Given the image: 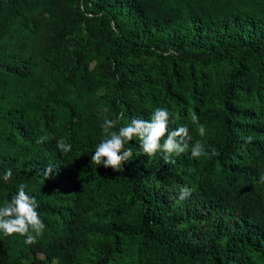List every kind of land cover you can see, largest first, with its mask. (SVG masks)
I'll use <instances>...</instances> for the list:
<instances>
[{"label": "trees", "instance_id": "obj_1", "mask_svg": "<svg viewBox=\"0 0 264 264\" xmlns=\"http://www.w3.org/2000/svg\"><path fill=\"white\" fill-rule=\"evenodd\" d=\"M149 1L160 19L135 0H70L71 24H82L83 37L69 45L64 76L48 83L26 64L0 62V207L24 184L46 225L34 245L0 232V264H149L153 256L168 264H264V0L236 7L206 0L202 10L193 0ZM101 41L94 76L97 87L111 86L103 96L107 111L99 139L86 138L82 147L95 151L105 138V117L122 114L118 130L150 119L162 102L170 105L169 131L187 127L190 146L199 141L219 155L193 158L189 150L165 163L160 155L149 159L133 138L125 145L133 159L120 171L73 166L81 141L66 92L81 91ZM139 60L168 65L172 78L182 65L190 89L176 81L155 87L149 73L130 64ZM126 92L143 95L145 114L128 107ZM55 108L67 114L60 140L72 148L63 155ZM193 113L199 123L191 126ZM49 166L55 174L46 179ZM8 168L12 177L4 181ZM185 186L191 194L180 200Z\"/></svg>", "mask_w": 264, "mask_h": 264}, {"label": "rangeland", "instance_id": "obj_2", "mask_svg": "<svg viewBox=\"0 0 264 264\" xmlns=\"http://www.w3.org/2000/svg\"><path fill=\"white\" fill-rule=\"evenodd\" d=\"M135 1L148 17L160 19L157 8L151 5L149 0ZM222 1L236 7L238 4L246 6L250 5V2H258L259 0ZM1 3L6 6V9L0 10L1 64L7 66L26 64L34 72L41 71L45 76L46 83L54 78L64 76L67 66L71 62L69 45L83 37L82 24H71L75 17V9L70 4V0H0ZM192 5L198 10L207 7L206 0H193ZM103 49L104 43L101 41L86 65L84 80L81 81V91L68 90L66 92L76 111L79 121L78 136L79 141H81V149L73 150L76 153V157L72 161L73 166L92 163L91 156L94 151L82 147V142L86 138L97 140L101 135L100 115L106 109L103 105V96L111 88L108 84L97 87L94 76V66ZM130 64L134 69L145 70L149 73L155 87H160L167 81L170 84L176 81L180 84L183 92L190 89L188 76L182 65L175 67L174 78H172L170 77L171 70L168 65L154 63L150 60H139ZM19 86L20 84L17 87ZM124 98L129 108L145 114L148 104L142 94L136 95L132 92H126ZM157 106L163 109L170 108L169 104L162 102L158 103ZM203 109L204 107H202L200 113ZM112 116H116L114 112H112ZM52 122L56 139L59 141L64 134L67 122L66 112L55 108L52 114ZM190 125H193V121ZM89 186V183H84L83 189L84 187L89 188ZM117 186L121 190L125 188V180H120ZM113 190L116 191L115 188ZM37 257L42 258L40 254ZM148 263L168 264V261H165L162 257L153 256ZM52 264H56V260Z\"/></svg>", "mask_w": 264, "mask_h": 264}, {"label": "clouds", "instance_id": "obj_3", "mask_svg": "<svg viewBox=\"0 0 264 264\" xmlns=\"http://www.w3.org/2000/svg\"><path fill=\"white\" fill-rule=\"evenodd\" d=\"M105 111H107L105 109ZM193 123H199L198 116L192 114ZM123 119L121 114L116 119L105 117L102 129L105 138L99 142L91 156V162L96 165H103L104 168H111L120 171L124 165L133 159L131 148L125 147L128 142L136 138L139 146L149 159L160 155L165 163H174L173 157H179L190 150L193 158L201 156H218L219 152L212 149L207 152L199 141L191 144V136L187 127L169 131V112L163 108H157L148 120L134 118L130 123L117 128L119 121ZM204 127L200 126L199 133L204 135ZM43 142V141H38ZM252 137H246V143H251ZM57 148L61 154L71 151V144H65L63 140L57 141ZM55 174L54 169L49 166L45 170L46 179ZM12 177V169L8 168L3 173V180L8 181ZM191 194L190 189L185 186L180 190V200L186 199ZM39 204L35 197L30 196L25 191V185L20 184L18 191L11 197L10 202L6 201L0 207V232L6 236L19 234L24 236V243L34 245L38 237L43 235L46 225L41 220L38 212Z\"/></svg>", "mask_w": 264, "mask_h": 264}]
</instances>
